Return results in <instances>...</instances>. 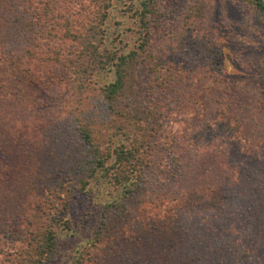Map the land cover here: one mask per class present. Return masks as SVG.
I'll return each mask as SVG.
<instances>
[{
	"label": "trees",
	"instance_id": "16d2710c",
	"mask_svg": "<svg viewBox=\"0 0 264 264\" xmlns=\"http://www.w3.org/2000/svg\"><path fill=\"white\" fill-rule=\"evenodd\" d=\"M164 1L0 0V264H264V112Z\"/></svg>",
	"mask_w": 264,
	"mask_h": 264
},
{
	"label": "rangeland",
	"instance_id": "374dc122",
	"mask_svg": "<svg viewBox=\"0 0 264 264\" xmlns=\"http://www.w3.org/2000/svg\"><path fill=\"white\" fill-rule=\"evenodd\" d=\"M181 3L182 0L164 1L166 16L162 19V29L171 26L172 16L176 14ZM250 12L245 6L236 5L229 0H213L206 24L220 42L223 70L231 77L239 79L240 83L243 80L246 82L247 90H239L245 108L243 111L251 112L254 108L253 102L257 100L260 103L256 101L255 113L260 114L259 106L264 112V30Z\"/></svg>",
	"mask_w": 264,
	"mask_h": 264
}]
</instances>
